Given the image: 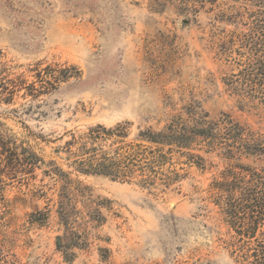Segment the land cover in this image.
Wrapping results in <instances>:
<instances>
[{"label": "rangeland", "instance_id": "374dc122", "mask_svg": "<svg viewBox=\"0 0 264 264\" xmlns=\"http://www.w3.org/2000/svg\"><path fill=\"white\" fill-rule=\"evenodd\" d=\"M257 2L0 0L1 98L35 69L80 71L38 99L0 101V130L44 160L34 178L3 176L0 264H257L264 221L239 232L217 185L264 177V103L249 99L243 77L256 62ZM202 118L219 124L212 137L171 153L152 146L168 153L153 186L82 174L67 153L71 134L97 125H126V144L151 147L141 132ZM226 122L245 133L227 135Z\"/></svg>", "mask_w": 264, "mask_h": 264}, {"label": "trees", "instance_id": "16d2710c", "mask_svg": "<svg viewBox=\"0 0 264 264\" xmlns=\"http://www.w3.org/2000/svg\"><path fill=\"white\" fill-rule=\"evenodd\" d=\"M257 1L259 7L263 9L260 11V17L264 18V0ZM259 23L260 34L257 36L252 34L248 41L251 51L256 56V59L254 58L256 62L248 66L243 77L248 85L249 99H256L258 96L264 103V19L259 20ZM79 74L80 71L74 66L64 68L47 66L44 69H35L33 75L35 81L31 83L22 76L16 81L6 83L3 86L5 96L0 97V101L9 105L13 96L21 91L24 98L38 99L57 90L62 83ZM238 83V80H234L229 85L233 90H237ZM199 125L202 126L191 127L178 121L173 122L164 131L141 132L139 135L141 141L151 147L126 144L125 139L128 137L126 125L119 124L110 129L97 125L83 133L71 134V140L66 143L67 153L74 158L73 163L82 174H99L122 182H131L134 178L140 177L141 185L153 186L158 177L163 175L161 169L168 161V153H163L161 149L154 150L152 146H160L163 149L168 147L169 153L174 148L189 149L195 136L212 137L214 132L220 129L218 123L208 122L203 118L200 119ZM226 125L228 127L225 131L229 136H233L234 133L242 136L245 133L243 128L232 122H226ZM1 127L0 124V129ZM109 142L110 144L107 145ZM244 149L250 153L249 147L244 146ZM253 149L255 152L263 150L261 146ZM40 164H44V160L25 141H20L0 130V185L5 182L3 176L16 179L18 174H23L34 178L35 170ZM57 172L58 176H66L60 170ZM70 181L68 179V182ZM168 181L171 179L166 180L165 183ZM217 185L219 190L228 196L225 213L230 224L238 227V231L243 234L253 235L256 226L264 221V177L255 172L250 174V179L241 174H234L231 182H220ZM261 250L262 256L257 264H264V243L261 244ZM65 255L68 257L70 254L66 252Z\"/></svg>", "mask_w": 264, "mask_h": 264}]
</instances>
